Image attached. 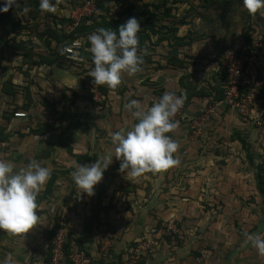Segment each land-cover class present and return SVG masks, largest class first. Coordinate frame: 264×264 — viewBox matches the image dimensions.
<instances>
[{
	"label": "crops",
	"instance_id": "obj_1",
	"mask_svg": "<svg viewBox=\"0 0 264 264\" xmlns=\"http://www.w3.org/2000/svg\"><path fill=\"white\" fill-rule=\"evenodd\" d=\"M210 1L222 0H208L203 6L209 7ZM152 3L137 1L149 5L144 14L157 15L153 28L142 24L139 33V54L145 67L131 76L122 73L121 83L114 89L102 86L106 90L107 107L101 113L96 112L83 76L72 69L70 76L59 77L50 72L51 82L46 81L53 87L52 92L47 89L45 92L51 96H59V87L62 88L59 97L65 105L56 104L55 109L66 113H57L56 121L42 104L30 105L18 93H12L15 97L8 95L12 91L4 88L3 80L12 78L11 83L23 84L27 82L26 76L22 79L19 73L0 71V150L16 170L35 159L51 171L36 197L38 224L25 235L13 236L0 230V260L11 254V264H49L50 237L61 219L69 229V242L87 250L94 264H124L126 251L148 227L168 223L177 224L178 245L172 248L163 244V240L162 246L144 254L141 264H194L203 247L212 251L214 264H264V256L258 255L250 243H244L245 233L264 237L261 164L264 134L255 127L252 117L244 121L235 109L217 107L197 140L190 138L189 122L168 133L179 145L173 155L180 162L163 172L148 171L135 178L125 176L118 172L119 161L113 157L91 197L80 194L71 177L77 165L94 162L107 152L115 155L111 133L120 129L126 132L136 122L124 107L132 99L140 101L146 109L166 91L183 92L185 97L189 95V115L199 116L211 102L210 97L218 95L215 87L224 85L225 77H220L219 71L223 53L227 48L240 50L247 46L245 33L252 45L257 46L259 77L264 82V8L256 16V22L262 20V24L249 23L248 31L222 44L221 49L205 58L206 62L199 60L200 63L183 67L184 62L179 58L165 63L160 57L164 55L161 47L168 44L173 48L188 47L190 39L182 38L174 43L171 34L163 38V27L170 28L174 23H166L164 8L153 9ZM175 13L173 10L169 19ZM128 18L125 15L120 19ZM184 26L193 31L192 25L184 23ZM88 35L83 37L85 44L89 42ZM89 47L90 42L84 45L88 53ZM65 68L62 70L66 71ZM33 70L29 73H34ZM69 80L74 86L66 83ZM29 91H38V87H30ZM261 97L264 99V88ZM68 102L72 103L70 110ZM66 104L67 109L63 110ZM17 111L27 112L28 116L15 118ZM102 223L120 234L105 256L98 240Z\"/></svg>",
	"mask_w": 264,
	"mask_h": 264
},
{
	"label": "clouds",
	"instance_id": "obj_2",
	"mask_svg": "<svg viewBox=\"0 0 264 264\" xmlns=\"http://www.w3.org/2000/svg\"><path fill=\"white\" fill-rule=\"evenodd\" d=\"M15 4L16 0H3L0 12H7ZM243 6L249 14H255L264 8V0H243ZM39 8L54 13L57 5L51 0H39ZM140 29L138 19L132 16L115 30L100 27L88 35L94 65L88 76L94 85L114 89L121 83L122 73L131 76L139 70L144 63L139 54ZM185 98L183 93L166 91L146 109L136 99L128 101L124 107L136 122L126 132L120 129L111 133L115 155L107 152L94 162L77 165L71 173L80 194L94 195V186L102 180L113 157L119 161L118 172L132 178L178 165L180 161L173 154L179 145L168 133L178 127L173 117L183 107ZM50 176V169L35 159L18 170L12 161L0 159V230L13 236L25 235L38 224L36 197ZM244 236V243H250L258 255L264 256V237L250 233ZM0 264H11V254Z\"/></svg>",
	"mask_w": 264,
	"mask_h": 264
},
{
	"label": "rangeland",
	"instance_id": "obj_3",
	"mask_svg": "<svg viewBox=\"0 0 264 264\" xmlns=\"http://www.w3.org/2000/svg\"><path fill=\"white\" fill-rule=\"evenodd\" d=\"M79 1L80 0H51L52 3L57 5L56 11L54 13H38L40 8L39 6L37 7L35 3L38 2L39 4V0H16V4L10 7L7 12H0L1 15H6V18L12 16L15 19V22H21L23 23L22 25H26V28L22 31V33H20L19 37H15L14 33H10L8 31L11 30L10 26H0V71L6 74L12 73L11 75H16L19 73L18 76L22 79L23 76H26L25 81H27L23 84L20 82L15 84L11 83L12 78H10V80L4 79V88L12 91L8 93L9 96H13L12 93L21 94L25 101L30 105L33 103L42 104L43 107L48 109L52 119L55 121L58 116L57 113H60L61 115L66 113L64 109H67V104L65 108H63V113L58 112V110L55 109L56 104L62 105L64 100L63 98L59 97L62 95L60 91L62 89L61 87H59L60 89L58 90L59 96H51L48 93H45L46 89L50 90L51 92L53 89L52 86L46 83V81L51 82L49 78L50 72L55 73L59 77L62 75L70 76L71 74L69 69H72V71L76 72V74L83 76V78L86 80L84 82L92 80V78L88 76L89 71L94 66L91 56L87 55V57L83 58L81 55V60L66 61V58H63V56L60 57L58 53L59 46L55 48L51 43V40L53 39H49L50 35L48 36L46 33L47 29L53 27L63 29L62 26H65L67 20L71 18L72 9L75 5H79ZM105 1L106 0H98L100 6L103 8ZM107 1L109 2V10L105 12V15L107 16L105 17L107 19L103 17L101 18V20L103 19V22H108L112 16L117 18L125 17V15H121L123 7L127 6L128 4L135 3L136 0ZM149 2H154L151 6L153 9L158 5V7H163L164 10L169 7L170 15L173 10L176 11L174 14L175 16L173 15V19H169L172 18L171 16L164 18L168 19V22L166 23H170L171 25L174 23L173 25L175 26L172 25L170 28L166 26L163 27L165 29L163 32L162 28V34H164L162 37L167 39L171 34L174 36V43H176L178 39H190L188 45L191 44V46H175L174 48L170 47V44L164 45L163 47L160 46L164 51V55H160V57L164 58L165 63H170L171 61L176 60V58H179L184 62L183 67H189L194 63L196 64V62H199V60L206 62L205 58H207V56L212 52L215 53L218 49H221L222 44H226V42L232 40L234 36H240L242 32L248 31L247 28H250L251 26L249 23L252 25H259L262 21L260 20L256 22V16L259 15L258 13L262 12L263 8L258 10L255 14H249L243 6V0H222L219 2L215 1L214 3L210 1L209 3L211 5L209 7L207 4L203 6V3H206L205 0H149ZM173 2H176L174 3L175 6ZM32 3L34 4L33 6ZM2 4L3 0H0V5ZM116 7H118L117 11ZM145 7H148V4L145 5ZM101 10L103 11V9ZM144 16L146 19L150 18V14H141V17ZM50 17H54L53 21ZM90 20L92 21V18H90ZM184 23L192 25L193 31L187 29L185 26L183 27ZM137 35L140 38L141 35ZM227 50L230 49L227 48ZM227 50H225V52ZM193 51L195 54H192ZM225 52L223 53L221 61L224 58ZM56 56L58 57L57 59L60 63H56V65L51 66L50 61ZM1 60L3 62H1ZM37 60L45 62V64H42L40 67L36 66L34 63L38 62ZM64 64L68 65L66 66ZM35 67H38V69H35ZM63 67H67L65 68L67 70H62ZM144 67V65H140L139 69ZM29 70H33L34 73H29ZM219 71L223 70L220 69ZM40 73L42 74L41 76ZM36 86L38 87V91H29L30 87ZM98 86L101 92V97L103 98L101 106L105 110L107 107V97L100 88L103 85ZM41 91H44V93L42 94ZM34 95L36 96L34 97ZM92 99L93 97L91 98V101ZM94 100L95 99H93V101ZM94 102L96 109L99 103L96 100ZM71 105L72 103L68 102V110H70Z\"/></svg>",
	"mask_w": 264,
	"mask_h": 264
},
{
	"label": "built area",
	"instance_id": "obj_4",
	"mask_svg": "<svg viewBox=\"0 0 264 264\" xmlns=\"http://www.w3.org/2000/svg\"><path fill=\"white\" fill-rule=\"evenodd\" d=\"M75 13V14H73ZM106 13L99 7L98 0H80L79 5L72 9V16L67 20L65 31L73 32L77 27L82 25L84 19L96 18L98 21ZM85 40L83 37L71 41L64 47L63 51L67 58L77 61L81 60V50L84 48ZM256 45H247L240 50H227L221 61L220 68L227 73V87L225 96L219 101H211L197 117H191L188 113L186 98L183 107L175 114L174 120L178 121L181 126L185 121L190 119V138L197 140L204 132L207 123L212 116L216 114V108L219 106H228L235 109L239 117L247 121L251 117L254 119V125L261 134H264V99L261 97V91L264 88V82L259 77L258 70V52ZM56 65V64H54ZM83 81H86L83 79ZM92 97L99 104L96 107L98 113H101L102 97L98 85L91 81L85 82ZM180 95L183 92H174ZM184 94V93H183ZM27 112H14L15 118H26ZM0 159L6 160V156L0 150ZM264 170V156L261 161ZM264 187V186H263ZM179 230L173 223L162 226L148 227L145 234L135 242L125 253L124 264H141V259L145 253L167 244L169 247L178 245L177 234ZM168 237V239H166ZM120 234L112 231L102 223L98 228V240L100 251L105 256L117 240ZM67 245L69 246L67 250ZM49 264H94L92 255L85 249L80 248L74 242H69V229L64 220L59 219L57 230L49 243ZM194 264H214L212 260V251L206 247L200 248L198 255L194 258Z\"/></svg>",
	"mask_w": 264,
	"mask_h": 264
},
{
	"label": "trees",
	"instance_id": "obj_5",
	"mask_svg": "<svg viewBox=\"0 0 264 264\" xmlns=\"http://www.w3.org/2000/svg\"><path fill=\"white\" fill-rule=\"evenodd\" d=\"M137 1H139V0H136L135 3L128 4L127 6H124L123 7V10L121 12V15H128L129 17L135 16L138 19L140 25H142V24L143 25L150 24V27L153 28V25L155 24V21H157V19H156V16L157 15L156 14H152V15H150V18L149 19H146L145 16L144 17H141V14L146 13L147 7H145V5L143 6L141 4H137ZM205 1L208 2V0H205ZM108 3L109 2L106 0L105 1V5H103L104 6V8H103L102 6H100V3L98 2L99 7H101V9H103L104 12H107V10H109L108 9L109 8L108 7ZM174 3H176V2H173V4ZM35 4H36L37 7L39 6L38 2H36ZM33 5L34 4L32 3V6ZM163 5H165V4H163ZM148 7H149V5H148ZM41 12H42L41 10L38 11V13H41ZM105 16L106 15H104L103 18H106L107 17V16L106 17ZM170 16H171L170 15V8L167 7L165 9V14L163 15V17L164 18H168ZM158 17L160 18V16H158ZM50 18H52V21H53V18L54 17H50ZM88 20H89V22H87V19H84L83 22H82V25L79 26V27H77L71 33H68V32L65 31V28H64L65 26L64 25L62 26L63 29H58L57 27H55V28L53 27V28H49V29L46 30L47 35L48 36L50 35L49 39L50 38L53 39V40H51V43L53 44V46L55 48H57L59 46L58 53H59L60 57L63 56V58H66V61L67 60L69 61L71 59L67 58V56L64 53L63 49L71 41H73V40H75L77 38L84 37V36L90 34L89 32L93 31L94 29L96 30L97 28H100V27L111 28V29L115 30L116 27H118L120 24H122L123 22H125V21H122L120 18H116V17H113V16L110 18V20L108 22L107 21L106 22H103V19L100 20V22H98V20L96 18H92V21L90 19H88ZM22 24L23 23H21V22H15V19L12 16H9L8 18H6V15H4V14L1 15V13H0V26H2V27L10 26L11 27V30H8V31L10 33H14L15 34L14 35L15 37H19L20 36V33H22V31L26 28L25 27L26 25H22ZM52 24H53V22H52ZM151 31H155V30H151ZM9 32H8V34H9ZM139 33L140 32H138V34ZM244 39L246 40L245 43L247 45H249V46L252 45L251 38H250V36L247 33L244 34ZM86 43L88 44L89 42H86ZM87 44H85V45H87ZM236 51H238V50H236ZM81 55L83 56V58H85V57H87V55L89 56L91 54L88 53L87 51H85L84 48H83L81 50ZM57 58L58 57L56 56L53 60L50 61L51 66H53L56 63H60ZM34 64L36 66H40L42 64L44 65L45 62L38 61V62H35ZM220 64H221V62H220ZM221 73L222 74H220V77H222V78H223V76L225 77L224 85L223 86L222 85L221 86L218 85V86L215 87L216 90H219L218 95L217 96H211L210 97V101H219V100L223 99L224 96H225V90H226L228 75L224 71H221ZM100 88L105 93L106 90L104 89V87H100ZM203 94H204V92H203ZM91 95L92 94H90V97H91ZM184 95H185V93H184ZM92 101H93V99H92ZM94 101H93V104L95 103ZM188 102H189V95L186 94V104ZM189 121H190V119H188L185 122H189ZM56 230H57V225L55 226L54 232H53L52 235L55 234ZM69 236H70V234H69ZM50 238H52V237H50ZM166 238H168V237H166ZM68 248H69V246L67 245V250H68Z\"/></svg>",
	"mask_w": 264,
	"mask_h": 264
},
{
	"label": "water",
	"instance_id": "obj_6",
	"mask_svg": "<svg viewBox=\"0 0 264 264\" xmlns=\"http://www.w3.org/2000/svg\"><path fill=\"white\" fill-rule=\"evenodd\" d=\"M69 86H74V82H72V80H69L66 82Z\"/></svg>",
	"mask_w": 264,
	"mask_h": 264
}]
</instances>
